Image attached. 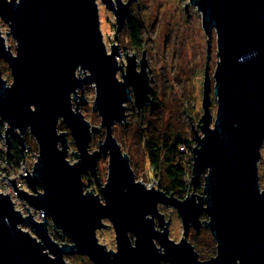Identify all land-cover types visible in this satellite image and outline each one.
Masks as SVG:
<instances>
[{"label": "water", "instance_id": "water-1", "mask_svg": "<svg viewBox=\"0 0 264 264\" xmlns=\"http://www.w3.org/2000/svg\"><path fill=\"white\" fill-rule=\"evenodd\" d=\"M99 1L115 17L109 49L97 0H0V20L16 40L13 53L0 30V58L11 73L7 83L0 69V122H7L1 136L6 155L13 141L22 149L27 131L38 148L32 172L24 167L25 175L19 173L32 192L18 189L14 178L7 181L20 200L43 213L41 220L29 210L24 215L9 193H0V264H70L64 254L72 253L86 255L93 264H264V187L257 172L264 141V0H188L202 14L206 59L212 30L216 32L218 60L212 75L215 116L209 109L205 62L203 112L197 122L202 134L191 124L190 183L195 186L203 173L202 194H188V187L184 198L166 193L159 178L156 187L136 180L129 156L112 134L113 122H127L126 102L135 101L139 112L159 101L149 98L151 68L144 48L138 63L134 51H126L125 63L118 60L117 34L130 15L131 0ZM86 84L94 85L92 110L100 115L105 135L92 151L88 142L101 126L90 124L79 110L87 104ZM60 118L76 147L73 162L66 158L67 132L57 128ZM101 156H108L104 184L96 167ZM82 174L96 179L99 193L84 189ZM158 204L175 208L181 218L179 241L168 237L169 221ZM201 213L209 217L202 222L217 250L202 260L187 240L190 226L199 231ZM49 219L70 242L59 244L51 237ZM103 219L115 232V250L97 240L95 231L103 228Z\"/></svg>", "mask_w": 264, "mask_h": 264}, {"label": "rangeland", "instance_id": "rangeland-1", "mask_svg": "<svg viewBox=\"0 0 264 264\" xmlns=\"http://www.w3.org/2000/svg\"><path fill=\"white\" fill-rule=\"evenodd\" d=\"M126 1V0H123ZM184 1L188 0H131L130 15L127 17L123 28L118 32L117 43L121 47L118 55L120 63H125V53L132 54L137 58V63L141 56L142 49L144 48V57H146L147 66L151 68L147 72L149 75L150 85L152 89V97L159 101V104L153 109L149 105L143 106L139 112H136L135 101L131 100L126 102V120L125 123L113 122L112 134L115 136L121 150L129 156V164L134 172L136 180L141 181L146 185L156 187L159 178V187L162 189L164 185L169 184V179L165 174V165L160 163L151 165L149 159V151L154 147H164L167 143L171 145L176 138L180 137L186 147L182 149L184 152L183 164L186 165L188 170V186L190 192L202 194V189L195 191L189 183L191 176L192 158L193 153L189 147L195 145L194 136L195 132L202 134L197 122L201 116L203 109L202 90L204 80L205 62L208 65L207 72L210 78V92L209 97L211 103L209 109L212 113V118L216 112V99L214 95V70L216 68V59L218 60L216 32L212 30L211 47L207 53L206 59V37L204 33L201 12L197 11V7L193 4L187 3V12L190 13L189 18H185L187 12L184 11ZM139 5L137 6V3ZM100 15V27L102 37L104 39L106 48L113 42V33L115 32V17L112 12L97 0ZM138 8V10H137ZM195 8V9H194ZM128 20L135 22L140 27L139 45L132 44L128 33ZM0 30L4 36L6 45L10 50L15 53L16 40L8 32V25L0 20ZM109 49V48H108ZM138 67V66H137ZM0 69L3 78L7 83L11 81V73L8 64L0 58ZM84 71H78L80 75ZM118 78L120 73L118 72ZM84 96L87 104L79 106L80 112L84 115L86 121L92 125L101 126L100 115L92 110L93 99L95 96L94 85L86 84L83 88ZM73 103L75 107L76 103ZM143 113L142 117L141 114ZM189 119H188V115ZM200 122V120H199ZM198 122V123H199ZM212 125V123H211ZM197 126V127H196ZM58 131H66L68 136V153L66 158L70 162L76 160L72 151L76 150L73 144L72 136H70L69 128L64 124L60 118L57 123ZM28 138L32 151L31 155L37 154L38 148L35 138L32 137L28 131L24 134ZM104 127L101 126L99 133L92 134L88 147L89 150L98 148L99 141L103 140ZM179 150H181L179 146ZM260 158L257 163L258 183L260 188L264 187V141L260 147ZM108 158L101 156L97 162V176L101 184L106 181L108 171ZM203 176L201 173L197 182L203 184ZM83 187L88 190H93L99 193V187L95 178L89 174H82ZM203 188V185H202ZM187 191L185 192L187 194ZM182 193V197H185ZM27 204L22 202H15V207L21 211L22 214L27 215L28 210L35 216L37 213L32 207H26ZM159 211L163 214L164 219L168 223V237L174 241H179L183 234L181 218L178 217L175 208L163 204H158ZM199 231H196L190 226L187 233V240L193 244L194 250L198 253L200 260L207 259L216 254V241L210 233V229L206 224H203L202 219L209 221V217L205 213L200 216ZM105 225L101 229L95 231L97 240L106 246L107 249L115 250V232L111 222L103 219ZM48 233L57 241L66 243L70 242L67 236L62 234L61 230L54 227L49 219ZM108 224V225H107ZM25 230H31L30 227L20 224ZM32 233V232H31ZM58 233V234H57ZM60 234V235H59ZM64 239V240H63ZM64 258L70 264H93L86 255L77 253L64 254ZM161 264H173L161 261Z\"/></svg>", "mask_w": 264, "mask_h": 264}, {"label": "trees", "instance_id": "trees-1", "mask_svg": "<svg viewBox=\"0 0 264 264\" xmlns=\"http://www.w3.org/2000/svg\"><path fill=\"white\" fill-rule=\"evenodd\" d=\"M128 33L130 36V40L132 44L139 45V34H140V27L135 22L128 20ZM25 138V143L29 149L32 151L30 144L28 143V138ZM179 146L186 147V143L178 137L176 140L172 142L171 145L167 143L164 144V147L158 149V147H154L149 151V158L151 165H155L162 162L166 167L164 169V176H167L169 179V184L164 185L162 189L166 193L172 192L176 197H182V193H185L188 189V170L186 165L183 164V156L184 152L179 150ZM10 154L9 157L14 160L18 161V159L23 157L22 149L19 148L17 142H12L10 147ZM190 151L192 150V146L189 147ZM190 183V180H189ZM191 184V183H190ZM192 185V184H191ZM193 190L199 191L202 189L201 182H196L195 186H193ZM87 189V188H85ZM186 194V193H185ZM64 240V239H63Z\"/></svg>", "mask_w": 264, "mask_h": 264}, {"label": "built area", "instance_id": "built-area-1", "mask_svg": "<svg viewBox=\"0 0 264 264\" xmlns=\"http://www.w3.org/2000/svg\"><path fill=\"white\" fill-rule=\"evenodd\" d=\"M6 126H7V122L2 120L0 122V193H3V194L5 192L9 193L10 198L14 204L15 202L25 203L23 200H20L18 198L17 192L13 188V185L11 184V182L7 181V177L14 178V182H16V186L18 189H22L23 191L32 192L29 185L27 184V181H25L23 177H20L19 173H21L22 175H25L26 171H24V167L29 172H32V167L36 160V153L31 155L26 143L24 142V145L22 146L23 157L18 159V161L12 160L9 157L10 153L6 155L5 139L3 136H1L5 133L4 127ZM13 142H16V141H13ZM180 148H183V147L181 146ZM8 150L10 152V149ZM147 186H151V185H147ZM28 207L30 206L28 205ZM36 213L37 214L34 216V218L36 220H41L43 213H41L38 210L36 211Z\"/></svg>", "mask_w": 264, "mask_h": 264}, {"label": "flooded vegetation", "instance_id": "flooded-vegetation-1", "mask_svg": "<svg viewBox=\"0 0 264 264\" xmlns=\"http://www.w3.org/2000/svg\"><path fill=\"white\" fill-rule=\"evenodd\" d=\"M113 41H114V40H113ZM116 42H117V41H116ZM118 45H119V44H118ZM119 47H120V46H119ZM120 49H121V47H120ZM149 98H153V97H152V94L149 95ZM103 157H105V156H103ZM106 157L108 158V156H106ZM149 159H150V158H149ZM92 177H93V176H92ZM95 181H96V179H95ZM96 183H97V181H96ZM97 185H98V183H97ZM98 187H99V186H98Z\"/></svg>", "mask_w": 264, "mask_h": 264}]
</instances>
